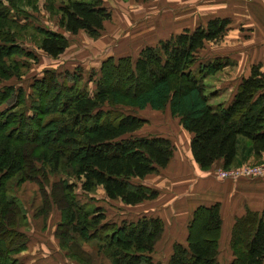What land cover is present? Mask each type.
Instances as JSON below:
<instances>
[{"label": "trees", "instance_id": "1", "mask_svg": "<svg viewBox=\"0 0 264 264\" xmlns=\"http://www.w3.org/2000/svg\"><path fill=\"white\" fill-rule=\"evenodd\" d=\"M59 1L58 28L72 36L82 31L89 38L99 37L110 18L100 0ZM22 16L14 0H0V81L17 77L21 66L17 58L29 56L20 47L21 30L38 32V48L51 59L67 47L63 35L21 24ZM226 25V20H209L204 26L184 29L143 47L133 61L128 57L104 60L92 94L58 84L55 72L44 70L32 84L37 101L31 106V117L12 112L24 104L21 89L0 85V102L6 104L0 112V264H15L13 255L26 249V235L16 230L18 206L8 197L13 180L14 187H20L25 180L36 181L39 174L44 178L46 171H63L77 179L82 190L100 186L107 198L125 205L157 195L155 189L133 180L165 167L173 152L171 142L159 135L134 136L142 119L114 109L102 110L105 104L112 107L117 102L140 100L155 108L168 107L191 134L189 151L201 169L217 159L229 168L249 157L253 161L264 158H260L264 153V70L260 64L251 65L229 101L214 104L207 102L201 80L226 63L217 59L200 64L198 76L193 73L195 54L206 42L218 40ZM61 185L66 200L60 233L65 226L80 242L95 240L110 264H154L151 253L163 231L159 217L142 216L117 226L101 223L100 214L78 217L69 197L70 185ZM218 210L217 203L193 210L186 244H172L167 264H218ZM65 234L61 247L67 245ZM228 246L229 264H264V210H246L235 217Z\"/></svg>", "mask_w": 264, "mask_h": 264}, {"label": "rangeland", "instance_id": "2", "mask_svg": "<svg viewBox=\"0 0 264 264\" xmlns=\"http://www.w3.org/2000/svg\"><path fill=\"white\" fill-rule=\"evenodd\" d=\"M100 1L104 9L109 13L110 18L103 23V29L99 37L92 39L83 32H80L77 35L78 37L67 35V47L70 46L73 51L65 53L60 58L57 57L56 61H52L51 58L43 55L39 50L38 42L41 36L38 32L34 34L30 29L21 30L20 47L29 56L17 58L21 64L18 69L19 77L13 76L7 80L0 81V85H11L14 88L21 89V101L24 104H18L13 107V113L17 111L23 117H31L33 115L31 106L37 101V98L33 93L32 84L41 76L44 70H53L55 75H57L58 84L67 87L76 86L78 89L92 94L100 76L101 63L104 60L124 57H128L131 61L135 59L144 42L141 41L138 45L134 44L137 37L139 39L142 37L139 32L130 33V30H134L133 28L137 26L140 19L135 20L134 18L132 27L134 24L135 26L130 29V27L126 26L128 23L125 19V14L130 11V8L133 10L136 6L142 7L143 1ZM14 2L17 3V8L25 14V16L19 17L21 24H29L31 27H44L49 30L58 29L56 26L59 20V13L56 10L61 1L49 0L50 4L47 3L48 0H14ZM144 24L143 22L138 24L137 29L140 30L139 27ZM168 37L163 40H167ZM221 40L222 36L198 50L195 54L196 63L192 67L194 75L198 76L196 70L200 64L207 65L208 62H214L217 59L219 62L226 63L219 70L203 76L204 79L201 80L207 102L211 104L227 102L230 94L229 88L235 85L237 78L236 61L229 54L234 53V51H227L222 46ZM67 55H72L74 62H65L70 58ZM62 58L65 59L63 60ZM3 61L8 62L4 59ZM124 102H117L112 107L105 104L102 110L114 109L121 113L138 116L142 119V125L132 133L134 136H163L169 139L174 151H183L188 139L187 135L182 131L179 117L172 115L168 107L159 109L152 107L148 102L140 100H135L134 103L132 101L131 104ZM5 107L6 104L0 102V112L5 110ZM254 161L252 160V162ZM218 169H214L213 176L216 179H221L217 177ZM164 171L158 170L157 173H152L141 180L134 179L133 181L136 183L141 182L145 185L150 184L151 186H147L160 193L159 199L165 202L172 183L168 182L171 181L172 174H164ZM62 183L70 185L68 193L72 203L75 205L78 217L88 218L100 214L103 216L101 223L107 225L117 226L122 221H131L142 216H155L156 213L152 211H161L164 207L156 206L157 199L143 200L135 205H125L119 199L107 198L100 186L84 191L80 188L77 179L63 171H46L44 172V178L42 174H39L36 181L25 180L20 187H14L13 180L8 197L18 206L19 214H17L18 223L16 230L27 237L26 249L21 251L20 254H14L12 257L16 259L15 264H108L105 254L97 250L95 240L90 239L80 242L75 233L65 231V226L61 229V233L59 232L58 226L60 225V217H63V207L66 200L63 197ZM166 217L169 216L167 215ZM88 231H95V229H89ZM62 232L66 233L63 239L65 244H67L63 245L65 247L60 246ZM166 233L170 236L172 233L171 226L167 228ZM163 235L162 231L151 253L154 264H165L167 259V252L164 246L165 244L169 245L171 239L168 238L166 241ZM71 236L75 237V239H72ZM220 245L221 247L217 253V262L219 264H229L231 253L226 249H222L224 248L223 244ZM73 254H75V257H73Z\"/></svg>", "mask_w": 264, "mask_h": 264}, {"label": "crops", "instance_id": "3", "mask_svg": "<svg viewBox=\"0 0 264 264\" xmlns=\"http://www.w3.org/2000/svg\"><path fill=\"white\" fill-rule=\"evenodd\" d=\"M142 4V7L136 6L133 10L130 8V11L125 14L128 23L126 26L130 29L135 26L134 24L132 27L134 18L140 19L138 24L145 23L139 27L140 30L137 29L138 24L133 31L130 30V33L139 32L142 37L141 39L137 37L134 43L138 45L141 41L144 42L140 50L145 46H153L158 41L178 34L184 29L192 30L204 26L209 20L227 21L221 35V44L227 51H234L229 54L235 58L237 66L236 83L230 86L227 101L231 99L240 79L248 75L251 65L260 64L261 70H264V3L261 0L249 2L244 0H147ZM51 31L63 35L66 39L67 35L78 37L77 35L82 32L72 36L60 28ZM210 42H206L204 46ZM71 50L70 46L66 47L58 57H62ZM67 57L70 58L65 62H74L72 55ZM182 131L188 138L183 151L173 150L165 167L159 169L165 170L164 174H172L171 181H168L172 182L168 197L165 202L159 199L160 193L153 198V200L157 199L156 206L165 207L161 211L152 212H155V216L163 222L164 240L171 239L169 245L164 246L167 252L165 264L173 243L186 244V228L196 207L209 206L213 203L219 205L221 226L218 250L221 247L220 244H223L222 249L229 252L228 238L233 219L243 215L246 210L256 212L264 210V177L216 179L213 171L215 168L222 167V160L217 159L208 168L201 169L194 162L189 151L191 134L183 129ZM262 157L264 153L260 158ZM252 160L253 157H249L246 161ZM167 215L169 217H166ZM167 226L172 228L170 236L166 233ZM108 264H110L109 261Z\"/></svg>", "mask_w": 264, "mask_h": 264}, {"label": "built area", "instance_id": "4", "mask_svg": "<svg viewBox=\"0 0 264 264\" xmlns=\"http://www.w3.org/2000/svg\"><path fill=\"white\" fill-rule=\"evenodd\" d=\"M246 2L252 0H244ZM264 3V0H261ZM217 177L221 179L264 177V158L259 161H245L237 166L229 168H219Z\"/></svg>", "mask_w": 264, "mask_h": 264}]
</instances>
